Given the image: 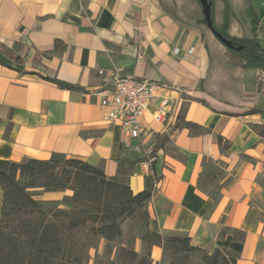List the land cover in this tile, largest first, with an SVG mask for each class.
Returning a JSON list of instances; mask_svg holds the SVG:
<instances>
[{
  "label": "crops",
  "instance_id": "crops-1",
  "mask_svg": "<svg viewBox=\"0 0 264 264\" xmlns=\"http://www.w3.org/2000/svg\"><path fill=\"white\" fill-rule=\"evenodd\" d=\"M249 2L264 48V0ZM183 13L177 0H0V160L80 159L135 195L150 178L152 230L264 264V70ZM115 74L158 86L140 139L92 95ZM2 207L0 184V220Z\"/></svg>",
  "mask_w": 264,
  "mask_h": 264
},
{
  "label": "trees",
  "instance_id": "trees-1",
  "mask_svg": "<svg viewBox=\"0 0 264 264\" xmlns=\"http://www.w3.org/2000/svg\"><path fill=\"white\" fill-rule=\"evenodd\" d=\"M196 1L202 7L199 0ZM208 1L212 2L215 29L234 45L242 47L228 51L241 58L245 68L264 70V48L257 39L259 21L249 0H245L247 34L241 38L230 34L232 21L238 19L233 0H221L224 4L221 26L215 19L216 0ZM201 24L207 27L204 17ZM58 84L71 87L62 82ZM18 174L23 183L17 181ZM0 184L3 190L0 264H84L83 250L74 237L76 229L91 222L98 225L92 228L95 235L113 241L122 235V222L132 216L136 208H146L145 215L149 217L148 203L153 193L150 178L146 180V189L135 195L127 179L109 178L95 165L65 157L23 162L0 160ZM36 187L46 191H74L71 200L79 209L70 213L59 211L57 215L68 219L67 227L50 221L43 205L28 193V189ZM154 236L161 237L158 233ZM182 244L189 250L202 251L192 246L188 237H183ZM130 254L133 259L138 257L135 251ZM207 259L211 264H236L237 261L219 249L207 255Z\"/></svg>",
  "mask_w": 264,
  "mask_h": 264
},
{
  "label": "rangeland",
  "instance_id": "rangeland-1",
  "mask_svg": "<svg viewBox=\"0 0 264 264\" xmlns=\"http://www.w3.org/2000/svg\"><path fill=\"white\" fill-rule=\"evenodd\" d=\"M177 1L185 11L183 13L184 17L191 19L194 16L195 20H197V25L205 34L208 36L212 35L206 25L201 24L203 19L202 8L196 0ZM193 3L194 6L192 5ZM233 6L238 19H234L232 23H238L239 34L244 32L246 35L247 30L244 25L248 17L245 7L237 5L236 0H233ZM223 11V2L216 0L215 19L218 26L222 25ZM220 16L222 18L221 21L218 20ZM60 169L61 167L58 171H61ZM17 181L23 183L20 174L17 175ZM28 193L32 195L35 201L43 205L50 221L57 222L63 227H67L68 219L59 218L57 216L59 211L70 213L79 209V206L71 200L74 194L71 189L46 191L44 188L36 187L28 189ZM53 193H56L58 198H52L51 194ZM145 209L136 208L132 216L126 217L122 222V235L110 242L93 233L92 228L98 227V225L91 222L76 229L74 237L83 250L84 264H211L207 259V255L212 253L204 250H189L182 244L184 236L160 234L161 237L156 238L154 235L157 232L150 228V215L149 217L145 215ZM137 242L142 243L140 251L136 250ZM154 247L160 248V257L157 261H154L152 257ZM130 251L137 252L138 257L133 259ZM218 261L221 262V258H218Z\"/></svg>",
  "mask_w": 264,
  "mask_h": 264
},
{
  "label": "built area",
  "instance_id": "built-area-1",
  "mask_svg": "<svg viewBox=\"0 0 264 264\" xmlns=\"http://www.w3.org/2000/svg\"><path fill=\"white\" fill-rule=\"evenodd\" d=\"M99 74L104 75V71ZM157 87L133 76L115 74L110 84L94 90L92 95L107 109V121L120 123L126 133L140 139L145 132V113L155 100ZM168 105L169 101L164 99L153 115L155 122L162 124L166 121Z\"/></svg>",
  "mask_w": 264,
  "mask_h": 264
},
{
  "label": "water",
  "instance_id": "water-1",
  "mask_svg": "<svg viewBox=\"0 0 264 264\" xmlns=\"http://www.w3.org/2000/svg\"><path fill=\"white\" fill-rule=\"evenodd\" d=\"M202 6L203 16L206 20L207 27L211 31V33L221 42V44L227 49H236L241 50L242 47L234 45L231 41L227 40L224 36H222L214 27V21L212 18V2L208 0H199Z\"/></svg>",
  "mask_w": 264,
  "mask_h": 264
}]
</instances>
